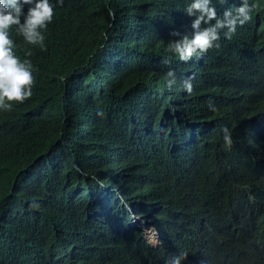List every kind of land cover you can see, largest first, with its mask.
I'll use <instances>...</instances> for the list:
<instances>
[{
    "label": "trees",
    "instance_id": "obj_1",
    "mask_svg": "<svg viewBox=\"0 0 264 264\" xmlns=\"http://www.w3.org/2000/svg\"><path fill=\"white\" fill-rule=\"evenodd\" d=\"M185 3L64 0L56 8L44 84L0 123V264H165L180 252L188 262L264 264V106L257 101L264 98V76L250 84L255 102L234 93L236 79L243 81L264 52L248 33L253 16L264 15V0H249L251 19L200 56L193 75L190 60L164 51L173 29L190 31ZM169 68L177 80L171 89ZM187 76L196 89L190 94L181 87ZM197 82L215 112L200 110ZM209 116L200 158L188 170L190 178H214V192L201 204L184 214L156 211L150 204L173 201L162 187L134 194L116 183L118 176L134 184L142 161L175 162L192 124ZM222 125L232 130L231 147ZM119 196L137 214L152 215L158 250L128 221L114 227L130 215Z\"/></svg>",
    "mask_w": 264,
    "mask_h": 264
},
{
    "label": "clouds",
    "instance_id": "obj_2",
    "mask_svg": "<svg viewBox=\"0 0 264 264\" xmlns=\"http://www.w3.org/2000/svg\"><path fill=\"white\" fill-rule=\"evenodd\" d=\"M63 3L64 0H0V123L4 115L10 113L15 107L28 102V98L33 95L34 90L44 84L47 72L44 63L46 39L56 8L62 6ZM224 3H227V0H215V2L214 0H186L183 12L191 18L190 31L181 32L173 29L169 33L164 51L169 54V57H176L184 63L190 60L188 72L191 75L197 70V64L201 63L200 56L209 49L218 48L219 40L228 41L231 34L238 29V25H244L249 21L250 14L253 16L251 12L253 5L249 3V0H240L234 7H228ZM217 9L224 10L217 12ZM108 14L114 16L111 10ZM262 19H264V15L259 16L258 21L253 16L248 33L264 49V20L262 21ZM164 63H170V59L166 57ZM182 74H185L184 68L181 69ZM263 76L264 52L254 58L252 69L245 72L243 81L238 82L236 79L234 93L246 98L248 102H255L258 99V94L250 87V84ZM165 77L166 86L171 89L177 83L175 72L169 68ZM196 85L200 92L197 98L201 104L200 110L205 114L210 111L215 112L216 106L210 101L212 97L209 93L207 94L208 89L199 82ZM181 87L189 94L196 90L193 88L189 76L183 80ZM257 101L259 105L264 106V98ZM247 110L249 113L262 112ZM209 121L210 116L202 122L192 124L191 135L182 139L181 154L175 162L167 164L157 158L156 164L150 167L142 161L135 168L136 180L134 184L126 183L118 176L115 178L116 183L125 187L129 192L133 190L134 194L138 188L147 195L152 188L162 187L173 201H168L163 206L150 204L151 208L156 211L179 210L181 214H184L201 204L214 192V178L207 173L190 178L188 170L200 158L199 145L210 132ZM245 121L248 131L250 132L252 128L256 133L258 129L249 120ZM150 126L155 128L159 125H148V128ZM194 128L196 134L193 136L191 131ZM221 132L225 145L231 147L232 130L228 126L222 125ZM252 136L254 137V134ZM173 144L175 143H168L171 146ZM110 162H114V160L108 159V164ZM96 179L97 183L103 187L99 179ZM114 193L117 194V192ZM119 200L130 215L126 214L116 222L114 227L122 229L126 225L124 222L128 221L129 227L139 231L144 241L153 249L158 250L161 245V237L158 229L151 225L152 215H139L137 214L139 210L131 208V204L127 203L122 196H119ZM146 231L155 233L157 237L155 243L145 238ZM119 243L120 240H117L118 245ZM186 257V252L172 254L165 260V264H205L201 261L188 262Z\"/></svg>",
    "mask_w": 264,
    "mask_h": 264
},
{
    "label": "rangeland",
    "instance_id": "obj_3",
    "mask_svg": "<svg viewBox=\"0 0 264 264\" xmlns=\"http://www.w3.org/2000/svg\"><path fill=\"white\" fill-rule=\"evenodd\" d=\"M145 236V232H144ZM150 242H156L157 237L155 236V233L153 231H146V237Z\"/></svg>",
    "mask_w": 264,
    "mask_h": 264
},
{
    "label": "bare ground",
    "instance_id": "obj_4",
    "mask_svg": "<svg viewBox=\"0 0 264 264\" xmlns=\"http://www.w3.org/2000/svg\"><path fill=\"white\" fill-rule=\"evenodd\" d=\"M251 78V76L249 75V79ZM250 110V109H249ZM129 218H131V217H129ZM130 224V223H129Z\"/></svg>",
    "mask_w": 264,
    "mask_h": 264
}]
</instances>
